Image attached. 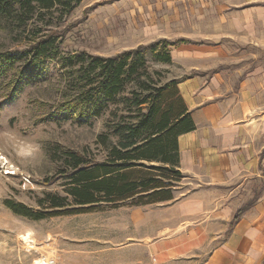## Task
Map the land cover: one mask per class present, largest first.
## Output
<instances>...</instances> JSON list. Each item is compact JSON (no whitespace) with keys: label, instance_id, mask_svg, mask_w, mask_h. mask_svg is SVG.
<instances>
[{"label":"rangeland","instance_id":"rangeland-1","mask_svg":"<svg viewBox=\"0 0 264 264\" xmlns=\"http://www.w3.org/2000/svg\"><path fill=\"white\" fill-rule=\"evenodd\" d=\"M65 28L58 43L65 55L110 57L141 45L171 43V63L147 54L150 70L165 72L164 82L217 73L230 86L264 61V0H83L60 25ZM29 37L0 19V52L25 47ZM183 45L185 57L178 55ZM198 49L211 55L193 56ZM25 79L17 72L0 79V264H37L45 258L54 264H157L135 236L165 230L161 226L176 218L169 204L135 206L133 198L80 204L72 195L73 173L60 172L71 169L68 152L105 158L109 149L99 151L96 139L108 130V116L87 122L44 120L56 109L64 83L54 59H46ZM14 87L21 88L8 100ZM176 169L181 171L179 164ZM172 174L169 170L160 179L175 199L184 198L192 189L187 175L182 172L177 180ZM56 196L64 198L63 205L52 207ZM6 200L45 216L35 220L17 214ZM135 211L147 216L145 223H134ZM27 233L33 245L23 239Z\"/></svg>","mask_w":264,"mask_h":264},{"label":"trees","instance_id":"trees-1","mask_svg":"<svg viewBox=\"0 0 264 264\" xmlns=\"http://www.w3.org/2000/svg\"><path fill=\"white\" fill-rule=\"evenodd\" d=\"M82 2L0 0V19L30 35L25 47L0 52V79L17 72L19 78L29 80L42 62L54 59L64 83L56 109L44 120L60 117L87 122L108 116V130L96 139L99 151L109 149L105 158L91 160L68 152L71 169L60 171L63 175L73 173L71 190L78 203L133 198V205L138 206L171 200L172 191L165 188L160 177L169 170L177 180L182 177V172L175 170L180 159L178 138L196 125L179 81L164 82L165 72L151 71L147 54L159 62L171 63L172 44L160 41L152 47L141 45L110 57L86 52L65 55L58 43L67 29H60V25ZM20 88L9 89L7 99H13ZM147 162H163L171 167H148ZM53 201L52 207H59L64 198L56 196ZM5 202L15 213L31 219L45 216L23 203Z\"/></svg>","mask_w":264,"mask_h":264},{"label":"crops","instance_id":"crops-1","mask_svg":"<svg viewBox=\"0 0 264 264\" xmlns=\"http://www.w3.org/2000/svg\"><path fill=\"white\" fill-rule=\"evenodd\" d=\"M178 81L196 125L178 138L179 167L192 189L161 202L176 213L165 230L135 239L157 264H264V61L230 86L217 73ZM133 218L140 225L147 216Z\"/></svg>","mask_w":264,"mask_h":264},{"label":"bare ground","instance_id":"bare-ground-1","mask_svg":"<svg viewBox=\"0 0 264 264\" xmlns=\"http://www.w3.org/2000/svg\"><path fill=\"white\" fill-rule=\"evenodd\" d=\"M23 239L28 243V245H33L34 241L31 239V235L27 233L26 235L23 236ZM37 264H54V261L50 259H39L36 261Z\"/></svg>","mask_w":264,"mask_h":264}]
</instances>
